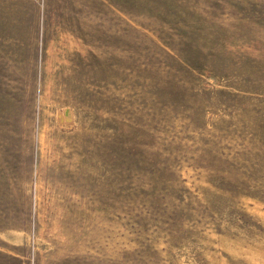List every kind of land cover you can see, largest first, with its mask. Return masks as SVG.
Wrapping results in <instances>:
<instances>
[{
    "label": "rangeland",
    "instance_id": "obj_1",
    "mask_svg": "<svg viewBox=\"0 0 264 264\" xmlns=\"http://www.w3.org/2000/svg\"><path fill=\"white\" fill-rule=\"evenodd\" d=\"M0 264H264V0H0Z\"/></svg>",
    "mask_w": 264,
    "mask_h": 264
}]
</instances>
